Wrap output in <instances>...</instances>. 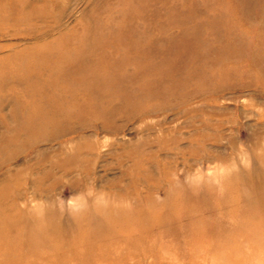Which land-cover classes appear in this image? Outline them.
I'll return each instance as SVG.
<instances>
[{
	"label": "rangeland",
	"instance_id": "rangeland-1",
	"mask_svg": "<svg viewBox=\"0 0 264 264\" xmlns=\"http://www.w3.org/2000/svg\"><path fill=\"white\" fill-rule=\"evenodd\" d=\"M0 264H264V0H0Z\"/></svg>",
	"mask_w": 264,
	"mask_h": 264
}]
</instances>
